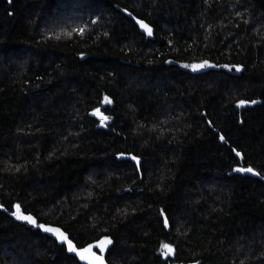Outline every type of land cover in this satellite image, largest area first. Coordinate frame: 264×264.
Returning a JSON list of instances; mask_svg holds the SVG:
<instances>
[{
  "label": "trees",
  "instance_id": "16d2710c",
  "mask_svg": "<svg viewBox=\"0 0 264 264\" xmlns=\"http://www.w3.org/2000/svg\"><path fill=\"white\" fill-rule=\"evenodd\" d=\"M248 168L264 177V0H0V264H80L17 205L78 247L109 238L110 264H264Z\"/></svg>",
  "mask_w": 264,
  "mask_h": 264
},
{
  "label": "water",
  "instance_id": "95a60500",
  "mask_svg": "<svg viewBox=\"0 0 264 264\" xmlns=\"http://www.w3.org/2000/svg\"><path fill=\"white\" fill-rule=\"evenodd\" d=\"M10 3V1H9ZM115 8L119 11H121L126 17L130 18L133 20V22L135 23V25L138 27L140 33H142L147 39H152L154 37V33H155V29L149 24L147 23L145 20L141 19V18H138L136 16H134L130 11L124 9V8H121L119 6H115ZM141 23L147 25L149 28H151L152 30V34L149 35L140 25ZM174 64H176L174 62ZM202 65H204V67H197L195 68L196 71H210V70H219L221 67L220 66H216L215 64L213 63H210V62H204ZM261 104V101L260 100H253V101H248V100H239L235 103V107L238 108L239 110H242V109H245L247 107H254L256 105H259ZM132 162L136 165L137 167V170L140 174V161L137 157H132L131 158ZM244 173H247L248 175L250 176H253V177H256V178H260L263 182H264V177H261L256 171H252V172H247V171H243ZM27 216H31V215H27ZM32 217V216H31ZM33 218V217H32ZM34 219V218H33ZM35 220V219H34ZM22 221V220H21ZM36 221V220H35ZM34 227L38 228L42 234L52 238L53 240L56 241V243L58 245H62L65 247L67 253L69 255H72L74 256L77 261L80 263V264H96L94 258L91 256V255H87L86 254V258L85 259H81L80 256H78L75 252H70L68 250V243L67 242H63L61 239H58L57 238V235L54 234L53 232L51 231H45L44 229H54V230H59L60 232H62L64 235L67 236L68 238V241L71 242V244L78 250V251H82L86 248H88L89 246H92V252L96 255V256H100L102 255L103 256V264H110L107 260V257H106V252H107V249L109 248L110 244H107L104 246V251L101 253L100 251V248L99 247H96V245L100 244V242L102 241H105V240H110L109 238L107 237H103L101 239H99L98 241L94 242V243H90V244H87L85 246H82V247H78L68 236V234L59 226L57 225H53V224H46V223H37L36 221V224L34 225Z\"/></svg>",
  "mask_w": 264,
  "mask_h": 264
},
{
  "label": "snow or ice",
  "instance_id": "6c2138e0",
  "mask_svg": "<svg viewBox=\"0 0 264 264\" xmlns=\"http://www.w3.org/2000/svg\"><path fill=\"white\" fill-rule=\"evenodd\" d=\"M149 35L152 34V30L151 28H149L147 25L141 23L140 25ZM197 67H204V65H199V66H194V69L197 68ZM237 71H240L239 68L236 69ZM106 99V102L107 103H111L110 100H108L107 98ZM97 113H98V110H97ZM95 114V113H94ZM103 120H107V117H103ZM221 140H223V137H221ZM237 155H239V153H237ZM236 171H247V172H252L253 170L251 168H248V169H236ZM13 215H15L16 219L17 220H22V221H26L27 223H30V224H33L35 225L36 224V221L31 217V216H27V215H24L20 212V206L17 205L16 206V212L13 213ZM165 227L168 226V221L167 219H165ZM45 231H51L53 232L54 234L57 235V238L58 239H61L63 242H67L68 243V250L70 252H75L78 256H80L81 259H85L86 258V254L87 255H91L96 264H103V256L100 255V256H96L93 252H92V246H89L88 248L82 250V251H78L72 244L70 241H68V238L66 235H64L62 232H60L59 230H54V229H44ZM111 241L110 240H105V241H102L100 242V244L96 245V247H99L100 248V251L101 253L104 251V246L107 245V244H110ZM163 254L167 257V256H170V255H173L175 250L169 246V245H164L163 246Z\"/></svg>",
  "mask_w": 264,
  "mask_h": 264
},
{
  "label": "bare ground",
  "instance_id": "6f19581e",
  "mask_svg": "<svg viewBox=\"0 0 264 264\" xmlns=\"http://www.w3.org/2000/svg\"><path fill=\"white\" fill-rule=\"evenodd\" d=\"M169 61V60H168ZM169 63V62H168ZM177 63V62H176Z\"/></svg>",
  "mask_w": 264,
  "mask_h": 264
}]
</instances>
